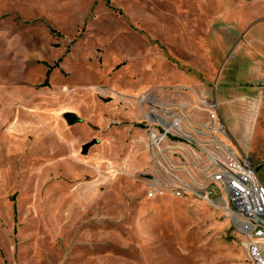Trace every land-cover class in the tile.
<instances>
[{
    "label": "rangeland",
    "instance_id": "374dc122",
    "mask_svg": "<svg viewBox=\"0 0 264 264\" xmlns=\"http://www.w3.org/2000/svg\"><path fill=\"white\" fill-rule=\"evenodd\" d=\"M252 27L264 0H0V264H251L225 210L147 196L142 97L230 123Z\"/></svg>",
    "mask_w": 264,
    "mask_h": 264
},
{
    "label": "built area",
    "instance_id": "2783aa9c",
    "mask_svg": "<svg viewBox=\"0 0 264 264\" xmlns=\"http://www.w3.org/2000/svg\"><path fill=\"white\" fill-rule=\"evenodd\" d=\"M189 92L191 107L206 113L207 121L197 124L190 108L175 102L158 107L153 98L142 97L152 108L144 121L153 164L143 175L146 194L194 199L225 210L245 234L247 260L264 264V183L235 141L216 97Z\"/></svg>",
    "mask_w": 264,
    "mask_h": 264
},
{
    "label": "crops",
    "instance_id": "0c3cea01",
    "mask_svg": "<svg viewBox=\"0 0 264 264\" xmlns=\"http://www.w3.org/2000/svg\"><path fill=\"white\" fill-rule=\"evenodd\" d=\"M246 34L250 36L249 47L247 52L244 50V57L239 58V61L242 63L241 65L246 66L247 75L241 73L239 87L228 93V103L232 106V119L228 124L225 119L224 121L240 149L248 154L250 159L260 156L262 157L260 159L263 160L264 37L258 34L256 27L249 29ZM242 67L244 68V66ZM187 97L192 106L191 96L187 94ZM262 163L264 162L262 161Z\"/></svg>",
    "mask_w": 264,
    "mask_h": 264
},
{
    "label": "trees",
    "instance_id": "16d2710c",
    "mask_svg": "<svg viewBox=\"0 0 264 264\" xmlns=\"http://www.w3.org/2000/svg\"><path fill=\"white\" fill-rule=\"evenodd\" d=\"M52 32H54V31H52ZM50 72L51 71H49L48 74H47V80H46V82L44 84L45 86L49 85ZM13 201H15V198H13ZM14 208H15V213H16V205L14 206Z\"/></svg>",
    "mask_w": 264,
    "mask_h": 264
},
{
    "label": "bare ground",
    "instance_id": "6f19581e",
    "mask_svg": "<svg viewBox=\"0 0 264 264\" xmlns=\"http://www.w3.org/2000/svg\"><path fill=\"white\" fill-rule=\"evenodd\" d=\"M233 220H234V222H235L237 225H240L238 221H236L235 219H233Z\"/></svg>",
    "mask_w": 264,
    "mask_h": 264
}]
</instances>
